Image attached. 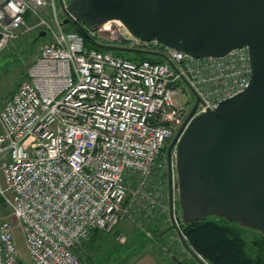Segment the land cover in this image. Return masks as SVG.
Listing matches in <instances>:
<instances>
[{"label": "built area", "instance_id": "obj_1", "mask_svg": "<svg viewBox=\"0 0 264 264\" xmlns=\"http://www.w3.org/2000/svg\"><path fill=\"white\" fill-rule=\"evenodd\" d=\"M56 1L0 0V53L32 28L48 38L0 110V264H87L76 247L128 215L131 190L132 203L153 212L163 185L145 180L164 175L165 148L196 95L194 116L243 91L252 75L246 47L195 56L137 38L119 20L85 28L163 60L89 46L65 28Z\"/></svg>", "mask_w": 264, "mask_h": 264}, {"label": "water", "instance_id": "obj_2", "mask_svg": "<svg viewBox=\"0 0 264 264\" xmlns=\"http://www.w3.org/2000/svg\"><path fill=\"white\" fill-rule=\"evenodd\" d=\"M67 17L99 48L146 52L101 43L85 26L119 20L137 38L157 39L195 56H223L246 47L252 75L240 93L218 108L195 115L200 96L168 147L170 217L186 249L209 264L188 242L176 216L173 159L185 223L212 214L264 233V0H59ZM42 29L38 37L46 36ZM169 62L172 61L169 59ZM175 148V152L173 151Z\"/></svg>", "mask_w": 264, "mask_h": 264}, {"label": "rangeland", "instance_id": "obj_3", "mask_svg": "<svg viewBox=\"0 0 264 264\" xmlns=\"http://www.w3.org/2000/svg\"><path fill=\"white\" fill-rule=\"evenodd\" d=\"M64 2L68 4L71 2V0H64ZM44 11H46L47 15L51 14L48 9H44ZM57 14L59 18H64L63 9L58 4ZM47 18L49 17L47 16ZM28 22L29 24H32L33 22H35V19L28 20ZM100 34L104 38L108 36V34L105 32H100ZM35 35H37L36 28L27 30L25 34H20L17 38L10 42L9 45L0 53V110L4 107L9 95L16 89V87H18L19 83L25 76L27 69L40 53L43 44L47 42L45 38H40L37 40L36 38H34ZM102 37L101 42L103 43H115L118 45L127 46V44L124 42L110 41L107 40V38L104 39ZM181 125L182 124L177 126L174 134L168 141L165 148L164 156L166 159V168L164 170V175L156 174L153 175V178H148L145 180L146 183H152V186L150 187L151 189H153L154 182L163 185V194L156 197V204L155 202H153L155 204V206L153 207V212L146 215V210L148 206H150V204L146 205L147 201H145L141 205L132 203L131 199L134 191L131 190L130 197H128L125 201V203H127V207H129V213L126 217L121 219V221H123L121 223V229L119 230L118 234H105L104 238L100 239L99 243L95 244V246L92 247L89 251L86 247H84V245L91 239L93 233L91 232L88 237H86L82 241V243L76 247V252L82 260L89 261L92 264H123L124 260L126 259V256L124 254L129 255L131 253H136L144 248L152 249L151 245L147 246L148 241L145 240L146 236L151 239L156 238L155 230H159L163 231L160 236H164V238L166 237L165 239L168 242L167 251L169 255H171L172 252L173 255L175 253L178 258L184 260L187 264H198V262L193 259L191 253L183 245L175 229H169L171 225V217L169 193V163L167 154L168 147ZM173 151L175 152V148ZM173 170L174 185L176 186L174 194L175 202L177 204L176 216L178 218L181 217L182 219V211L179 203L178 177L175 159H173ZM156 208H158V210L154 212ZM178 222L180 221L178 220ZM242 226H246L248 230V227H251L247 225ZM166 227L167 229H165ZM114 230H116V228L109 232H114ZM16 232L19 241L20 252L25 260L29 261V256L27 253L25 241L21 234V230L17 229ZM122 235H126V239L124 241L120 240V236Z\"/></svg>", "mask_w": 264, "mask_h": 264}, {"label": "trees", "instance_id": "obj_4", "mask_svg": "<svg viewBox=\"0 0 264 264\" xmlns=\"http://www.w3.org/2000/svg\"><path fill=\"white\" fill-rule=\"evenodd\" d=\"M65 28L83 34L81 29L72 21L67 22ZM34 38L37 39V35ZM85 41L89 46H96L86 36ZM113 51L118 55L128 57L135 61H141L145 58L155 61L163 60L160 56L146 52L131 53L120 50ZM178 220L189 244L209 264H264V233L259 229L248 227L251 230L249 231L246 226H242L227 217L215 214L188 223L183 222L181 217ZM122 221L115 227L116 230L114 232L94 229L91 239L85 243L84 247L90 251L95 244L99 243L100 239L104 238L105 234H118ZM162 232L155 230L156 238L151 239L146 236L145 240L148 241L147 246L151 245L154 252L162 257H167V261L171 264H187L184 260L178 258L175 253L173 255L171 252V255H169L166 237L160 236ZM85 262L92 264L89 261Z\"/></svg>", "mask_w": 264, "mask_h": 264}, {"label": "crops", "instance_id": "obj_5", "mask_svg": "<svg viewBox=\"0 0 264 264\" xmlns=\"http://www.w3.org/2000/svg\"><path fill=\"white\" fill-rule=\"evenodd\" d=\"M41 30H42L41 28L39 30H37V40L40 38H45L47 41L45 44H47L48 43L47 34H46V36L38 37ZM34 60H33V62H34ZM27 71H28V69H27ZM26 77H27V72H26L25 76L23 77V79ZM11 94L9 95V97L11 96ZM124 255L126 256V259L124 260L123 264H171L167 261V257H162V256L158 255L156 252H154L150 248L149 249L144 248L141 251H138L136 253L129 254V255L124 254ZM193 259L196 260L198 262V264H201L194 256H193Z\"/></svg>", "mask_w": 264, "mask_h": 264}, {"label": "clouds", "instance_id": "obj_6", "mask_svg": "<svg viewBox=\"0 0 264 264\" xmlns=\"http://www.w3.org/2000/svg\"><path fill=\"white\" fill-rule=\"evenodd\" d=\"M12 7H14V5H12Z\"/></svg>", "mask_w": 264, "mask_h": 264}]
</instances>
